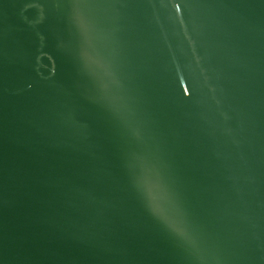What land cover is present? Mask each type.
<instances>
[{
    "label": "water",
    "instance_id": "obj_1",
    "mask_svg": "<svg viewBox=\"0 0 264 264\" xmlns=\"http://www.w3.org/2000/svg\"><path fill=\"white\" fill-rule=\"evenodd\" d=\"M0 264H264V0H0Z\"/></svg>",
    "mask_w": 264,
    "mask_h": 264
}]
</instances>
